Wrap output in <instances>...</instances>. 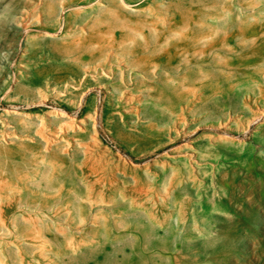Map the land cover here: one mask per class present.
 <instances>
[{
  "label": "rangeland",
  "instance_id": "obj_1",
  "mask_svg": "<svg viewBox=\"0 0 264 264\" xmlns=\"http://www.w3.org/2000/svg\"><path fill=\"white\" fill-rule=\"evenodd\" d=\"M114 1L0 0V264H264V0ZM78 147L151 175L155 210L95 203Z\"/></svg>",
  "mask_w": 264,
  "mask_h": 264
},
{
  "label": "crops",
  "instance_id": "obj_2",
  "mask_svg": "<svg viewBox=\"0 0 264 264\" xmlns=\"http://www.w3.org/2000/svg\"><path fill=\"white\" fill-rule=\"evenodd\" d=\"M74 62L78 74L85 79L82 81V85L91 86L107 83L108 80L101 78V75L94 73L97 71L98 64L95 57L86 61L83 57L78 56L74 59ZM103 69L111 74H117V80L122 81L121 88L123 89L132 88L134 86L133 82L146 81V78H144L140 72L141 66L136 60L128 61L124 67L114 69L113 67L108 68L105 66ZM93 74H95L94 77H92ZM73 95L78 96L77 93H73ZM87 116L90 117L91 115L88 114ZM131 121L133 122V120ZM215 121L214 115H210L204 119L200 118L182 124H216ZM129 122L130 120L123 115L118 118V124H130ZM10 123L24 125L45 124V121L41 115H19L11 119ZM152 124L160 123L155 122ZM260 124H264V121ZM129 136L130 135L128 134L127 137L129 138ZM127 137L124 136V138ZM25 145L28 144L26 143ZM76 151L81 153L80 160L83 168L85 167L84 169L86 170L84 171V169H81L82 173H75V177L78 179L75 181V184L77 186L83 185L94 189L99 188L101 193L93 199L95 203H101V205H106L107 207L112 208H131L140 210L141 212L144 210L143 213H145V211L153 212L155 210V193L158 190L155 189V185L152 182V176L147 172L143 174L140 171L128 169L123 164L112 160L108 156L102 154H90L81 147H78ZM116 202H121L122 204L116 205L114 204ZM94 221H97L96 218Z\"/></svg>",
  "mask_w": 264,
  "mask_h": 264
},
{
  "label": "bare ground",
  "instance_id": "obj_3",
  "mask_svg": "<svg viewBox=\"0 0 264 264\" xmlns=\"http://www.w3.org/2000/svg\"><path fill=\"white\" fill-rule=\"evenodd\" d=\"M114 0H110V2H113ZM115 2V1H114ZM244 8L246 9V7L244 6ZM48 9H50V8H48ZM112 9V8H111ZM51 15V14H50ZM74 16V15H73ZM73 18V17H72ZM74 20V19H73ZM72 21V20H71ZM70 23V22H69ZM71 24V23H70ZM69 26V25H68ZM70 27V26H69ZM32 42V38L31 37H28L27 38V43L28 44H30ZM166 103H167V101L166 100H164ZM165 104V103H164ZM52 187V186H51ZM26 194L28 193V195L29 194H31V193H33V194H35L34 192H26V191H24ZM23 195H25L24 193H22ZM61 195H64V193H62ZM33 196V195H32ZM69 197L71 196V195H68ZM35 198L36 199H38V197L37 196H35ZM62 198V197H61ZM83 193H75L74 194V196H72L71 197V199H70V203H68L69 205H75V207L76 208H78V212H79V214L77 215V219H81V220H83L84 218H85V215H81L80 214V212H81V209L82 208H86V206L85 205H83L84 203H83ZM31 200V199H30ZM30 200H29V202L27 203V199H26V201H21V204L24 206V209H25V212H23V213H25V214H27V213H32V211H36L38 208H42L41 207V205H39V200L37 201V200H35L34 198L31 200V202H30ZM37 201V202H36ZM26 202V203H25ZM50 208V207H49ZM114 213H115V216L117 217V218H120L118 215H119V212L118 211H115L114 210ZM75 219H76V216H75ZM76 223H67V225L69 226V231H71V230H74V227L76 226L75 225ZM177 224V223H176ZM136 228L137 229H139L137 226H136ZM135 227H128V226H126L125 224H120V223H117L116 224V226H115V230L113 231L112 230V234H116V232L115 231H120V232H124V231H126V233H130V232H132V230L133 229H136ZM101 229H99V231H100ZM110 237H111V234H110ZM116 247V246H115Z\"/></svg>",
  "mask_w": 264,
  "mask_h": 264
},
{
  "label": "built area",
  "instance_id": "obj_4",
  "mask_svg": "<svg viewBox=\"0 0 264 264\" xmlns=\"http://www.w3.org/2000/svg\"><path fill=\"white\" fill-rule=\"evenodd\" d=\"M113 144L115 145V143H114V142H113ZM114 147H115L117 150H119L118 146H116V145H115Z\"/></svg>",
  "mask_w": 264,
  "mask_h": 264
}]
</instances>
